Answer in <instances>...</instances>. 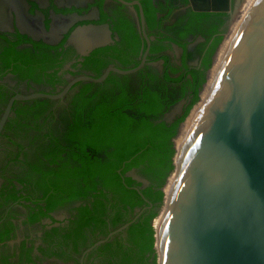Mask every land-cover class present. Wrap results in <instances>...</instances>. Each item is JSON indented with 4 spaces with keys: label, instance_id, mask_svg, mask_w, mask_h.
I'll list each match as a JSON object with an SVG mask.
<instances>
[{
    "label": "trees",
    "instance_id": "16d2710c",
    "mask_svg": "<svg viewBox=\"0 0 264 264\" xmlns=\"http://www.w3.org/2000/svg\"><path fill=\"white\" fill-rule=\"evenodd\" d=\"M137 1L143 7L149 38L156 33L148 62L163 60L167 66L164 76L147 64L136 75L111 73L101 84L78 83L72 89L79 88L71 97L72 108L61 111L60 121L53 117L48 125L42 120L53 101L14 103V116L2 136L6 146L0 150L4 157L1 173L8 183L0 191V245L16 238L19 226L13 221L22 215L21 209L3 217L6 207L20 199L30 203L22 205L27 210L25 224L34 225L60 210L68 213L69 224L51 230L45 240L54 242L60 237L61 246L74 243L76 247L89 234L107 236L108 221L113 229L129 223L135 211L149 207L148 200L153 207L126 229L125 239L119 242L116 236L97 252L104 258L103 264H160L154 222L164 207L162 188L177 169L173 140L180 124L201 101L212 58L228 31V15L190 9L167 25L178 0H167L165 5ZM182 2L188 4V0ZM104 4L105 0L97 2L101 19L96 23L110 21L114 44L83 58L80 69L73 66L78 72L67 73L88 72L99 78L110 66L122 70L139 66L147 44L137 21L121 4L110 17ZM160 14L164 16L159 18ZM198 35L206 41L189 51L187 40ZM68 37L60 45L50 46L19 33L0 36V116L14 96L9 85L1 83L8 74L17 86L39 87L42 93L52 94L57 85L67 84L59 72L76 55L72 47L65 48ZM171 43L183 49L181 67L171 65L169 56L157 58L171 50ZM203 52L201 65H193ZM48 87L52 92L45 91ZM183 100H187L183 114L172 123L165 122V115ZM132 171L149 181V186L129 177ZM20 248L25 249L26 243Z\"/></svg>",
    "mask_w": 264,
    "mask_h": 264
},
{
    "label": "water",
    "instance_id": "95a60500",
    "mask_svg": "<svg viewBox=\"0 0 264 264\" xmlns=\"http://www.w3.org/2000/svg\"><path fill=\"white\" fill-rule=\"evenodd\" d=\"M28 1L37 0H0V32L10 27L12 17H16L17 33L53 46L61 31L67 35L75 25L90 21V18L63 16L58 23L50 24L48 30L42 13L29 12ZM116 1L129 7L138 18V29L147 44L139 66L131 70L111 66L99 78L70 77L69 85L58 95H17L9 101L0 120V135L16 101L62 99L78 83L101 84L111 73L128 76L145 68L151 39L143 7L137 0ZM188 3L195 13L226 14L230 24L212 58L207 82L200 92L201 101L180 124L173 140L178 151L177 169L162 188L164 207L154 222L159 262L264 264V0H260L232 46L218 85L195 130L190 137V133L186 134L183 144H179L184 126L204 104V93L217 56L234 28L237 11L243 6L239 1L234 4V0H188ZM112 35L107 25L78 26L70 33L65 48L72 47L85 58L97 49L114 44ZM116 40L119 39L116 37ZM163 63L153 65L161 68ZM186 105L187 100L178 103L165 115L164 121H175ZM184 145H187L185 149ZM128 176L149 186V181L135 171ZM145 201L149 204L147 209L153 207ZM130 226L129 223L118 232Z\"/></svg>",
    "mask_w": 264,
    "mask_h": 264
},
{
    "label": "flooded vegetation",
    "instance_id": "af4514ba",
    "mask_svg": "<svg viewBox=\"0 0 264 264\" xmlns=\"http://www.w3.org/2000/svg\"><path fill=\"white\" fill-rule=\"evenodd\" d=\"M98 1H100V0H37L34 2L28 1V4H29V12L31 14L42 13L44 15L45 25H46V28L48 30L50 29V24L52 25L55 21L58 23L59 19L63 16H69V17L79 16L82 18H90L89 22H83L81 24L75 25L67 35H65V32L63 33L61 31V34L59 35L58 40L53 41L56 44L53 46H58L78 26L107 25L111 30L110 21H108V23H106V24L96 23V22H99L101 19L100 10H99V7L97 6ZM132 1H134V0H132ZM236 1L237 0H234V4L236 3ZM155 2H162L165 5L167 0H155ZM247 2H249V0H247L245 2L246 5L244 4L241 10L237 11L239 13L238 16H241L244 14L246 7L248 6ZM118 4H121V3L117 2L116 0H105L104 8L108 12L110 17H112V14H113L112 11L115 9V7ZM34 5H36V6H34ZM189 10H190L189 3L184 4L182 2V0L176 1L175 5H174V11L172 12V15L170 16V19L167 22V25H173L174 23H176L178 18L184 17ZM12 14H14V13L12 12ZM127 14L129 16H131L132 18H134L138 23V18L134 15L133 11L129 7H127ZM162 16H164V14H160L159 18ZM236 17H237V13H236ZM236 17H235V20H236ZM229 22H230V18L228 16V29H229V24H230ZM15 24H16V17H12L10 27H7L4 32H0V36L1 35H8L9 36L12 34H17ZM58 28H60V26ZM222 30H223V28L221 29V31ZM160 32L165 33L164 31H160ZM147 34H148V32H147ZM153 34L154 35H152V37L150 38L151 41L156 39V37H155L156 33H153ZM231 34H232V31L229 34L228 38L230 37ZM112 38H113V35H112ZM228 38H227V40H228ZM205 41H206V39L201 35L189 38L187 40L189 51H193L199 45L200 42H205ZM170 45L172 47L171 50H168L166 53L158 54L157 58L161 57V56L168 55L171 59V63H170L171 65L175 64L178 67H181L182 66V57H183L184 52L180 51V49H182V48H180L179 46H178V48H176L174 46L175 44L171 43ZM50 46H52V45H50ZM204 54L205 53L203 52V54H201V57L197 56V60L200 58L199 63L195 62L192 64L195 66L201 65V61H202V58L204 57ZM148 57H149V55H148ZM148 57H147V60H148ZM141 58H142V56H141ZM160 61H163V60H160ZM160 61L158 60L154 63H149L147 61V64H155V63L160 62ZM82 62H83V57L78 55V53L76 52V55L73 57L72 61L70 63L66 64L62 68V70H60V72H59V75L63 76V78L67 81V84L63 85V86L57 85L55 91H53V92H52L53 89L50 87L46 88L45 91L46 92H52V94H50V95H58V94H61V92L69 85V83L71 81L70 77H79V76H91V77H93L94 75L91 73H88V72H84L83 74L77 75V76L71 75L70 73H67V72H74V73L78 72V70L74 69L73 66L77 65V68L80 69ZM140 62H141V59H140ZM113 67H115V66H113ZM153 67L160 72V76H162V77L164 76L165 69L167 68V66H165L164 63H163L161 68H159L158 66H155V65H153ZM183 72H186V70H183ZM213 72H214V70H213ZM136 74H134V75H136ZM180 74H181V72L176 76H179ZM10 78H11V74H8L7 77H5V79L1 83L9 85L8 87L11 89L12 94H14L13 97H15L17 95L28 96L31 94L42 93V89H40L39 87L33 86L34 88L29 89L26 86V84H21V85L17 86L16 82H12L10 80ZM72 89L62 99L51 100L54 102L53 107L46 113V115H45L46 119L42 120V122H44L46 125H48V124L52 123L53 117L55 118V120L60 121V118H59L60 112L65 110V109L70 110L72 108L71 107V97L73 96V94L79 92V88H75L74 90H72ZM42 94H49V93H42ZM20 102H24V101H20ZM6 107H4L2 109L3 113L0 116V120L2 119V116L4 115ZM13 116H14V113H13V109H12V114L9 117V119L12 118ZM9 119H8V121H9ZM6 125H7V123H6ZM6 125H5V127H6ZM5 127H4V129H5ZM4 129H3L2 134L0 135V150L2 149L1 147L6 146V145H4L5 139H4V137H2L3 133H4ZM1 160H4V157L1 156V154H0V191L5 184L6 185L8 184L6 182V180L2 177ZM5 176L7 177L8 174H5ZM18 189L20 190V189H22V187L18 186ZM23 204L28 205L30 203H26L23 199H20L19 201L15 202V203L14 202L10 203V205L6 207V210L4 212L3 220L5 218H7L10 211L15 210L16 208L21 209L22 215L17 217L18 219H15L13 221L14 224L19 226L18 230L15 232L16 238L0 245V264H103L104 258L102 256H99V252H97V248L100 247L101 245L105 244V243H103L99 246H96V245L101 241L107 240L109 237L110 238L106 243H108L109 241H112L116 236H118L119 242L122 239H125L126 230L122 231V232H118V231L122 227H124L125 225H127L129 223L133 224L142 215V213L145 210H148L147 209L148 207L143 208L141 210L138 209L137 211H135L133 216H131L132 221L121 226L118 229H113L112 225H110V221H108L109 225L106 229V231L108 232L107 236H105V237L100 236L98 233H96L95 235L89 234L87 239H86V242L78 243V245L76 247V245L74 243L66 245V246L65 245L61 246L60 237L59 238L57 237V240H55L54 242L51 239H49L48 241L45 240L46 234L50 233L51 230H53L55 228L65 227L69 224L70 216L68 213H66L64 211L61 212V210H60V211L51 213L50 216L47 218H42L39 222L35 223L34 225H29V224H25V222L27 221V210L22 207ZM23 242L26 243V248L21 251L20 247H21ZM28 250H29V252H26ZM27 255H28V257H27Z\"/></svg>",
    "mask_w": 264,
    "mask_h": 264
},
{
    "label": "bare ground",
    "instance_id": "6f19581e",
    "mask_svg": "<svg viewBox=\"0 0 264 264\" xmlns=\"http://www.w3.org/2000/svg\"><path fill=\"white\" fill-rule=\"evenodd\" d=\"M260 2V0H249L248 2V6L246 7V10L244 12L243 15L241 16H237L235 23H234V28L232 29V34L230 35V37L228 38V40H226V42L224 43L222 49L219 52V55L216 59V64H215V68H214V72L212 74V77H210V85L208 86V97L209 99L206 100L205 95H204V99L206 100V104L202 105L197 113V115L195 116L194 120H192V118L189 119V124L187 123L184 126V130L182 131L183 134L181 135V137L179 138V144H183L184 140H185V136L186 134L190 133L189 137L191 136V134L193 133V131L195 130L198 120L200 118V116L203 114V112L205 111V108L207 107V104L209 103L221 76V72L224 69L225 63L228 60L230 51L232 49V46L234 45L237 37L239 36V34L241 33V31L244 29L247 21L249 20V18L251 17L254 9L256 8V6L258 5V3ZM211 76V74H210ZM193 116V115H192ZM188 128V129H187ZM187 147V145H184V149ZM166 218H164V222L162 221L161 224V228L160 231L163 230V226L165 224Z\"/></svg>",
    "mask_w": 264,
    "mask_h": 264
},
{
    "label": "rangeland",
    "instance_id": "374dc122",
    "mask_svg": "<svg viewBox=\"0 0 264 264\" xmlns=\"http://www.w3.org/2000/svg\"><path fill=\"white\" fill-rule=\"evenodd\" d=\"M237 1H239V3L241 2V3L244 5L245 2H246L247 0H237ZM247 3H248V2H247ZM245 5H246V4H245ZM242 7H243V6H242ZM242 7H241L239 10H241ZM244 8H245V7H244ZM239 10H238V11H239ZM238 14H239V13L237 12V16H238ZM234 23H235V21H234ZM231 31H232V30H231ZM212 74H213V73H212ZM212 74H211L210 77H212ZM209 85H210V83H209ZM209 85H208V86H209ZM208 86L206 87V91H205V93H204L206 100L209 99V97H208V93H207V91H208ZM206 100L204 101V104H202V105H205V104H206ZM199 109H200V108H198L197 111H195V113L193 114V116H192V120H194V118H195V116L197 115ZM188 124H189V122H188ZM187 129H188V128H187ZM182 134H183V132H182Z\"/></svg>",
    "mask_w": 264,
    "mask_h": 264
}]
</instances>
